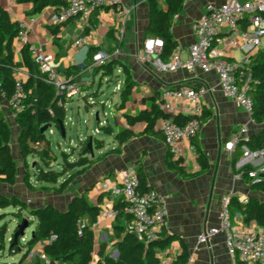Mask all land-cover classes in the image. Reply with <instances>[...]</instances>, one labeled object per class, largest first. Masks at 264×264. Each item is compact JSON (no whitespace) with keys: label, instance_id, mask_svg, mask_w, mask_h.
Returning a JSON list of instances; mask_svg holds the SVG:
<instances>
[{"label":"crops","instance_id":"obj_1","mask_svg":"<svg viewBox=\"0 0 264 264\" xmlns=\"http://www.w3.org/2000/svg\"><path fill=\"white\" fill-rule=\"evenodd\" d=\"M160 2L163 6V1ZM224 2L225 0H199L184 5L183 11L175 18L172 27L173 36L183 51L184 57H187L190 46L196 42L194 23L205 14L206 5H220ZM0 4L10 13L13 21H18L25 27L33 50L53 55L51 65L58 77L66 78V72L71 66L89 65V68L84 71L83 82L78 83L86 90L82 97L72 100L70 104L77 109L79 126L82 122L81 113L84 111L88 116L95 115L97 119V126L94 127L90 123V118L85 120L86 129L79 133L76 145L87 140L93 141L94 155L92 156L89 152L85 156L88 161H93V164L86 171L78 173L75 170L68 173L57 185L51 186L53 190L48 191L38 190L40 184L36 178L35 181L31 178L30 183L35 189H29L25 183L27 161L25 163L23 160L24 168L20 182L17 171V182L14 186L0 185L3 186V196L17 197L33 209L54 206L60 211H66L75 197L85 194L90 205L97 206L101 210L112 209L115 208L117 200H113L110 192L103 190V184L105 182L119 184L121 172L127 168H134L145 178L148 189L157 191L166 199L167 223L160 238L174 236L175 240L166 251L160 253L162 264H180L182 242L187 245L190 253L188 264H239L238 260L228 252L225 233L213 236L204 243H200L199 237L205 231L220 227V211L226 197L234 196L241 201L257 197L264 202V195L254 193L250 185L244 182L243 176L235 168L232 155L226 150L227 143L233 140L234 135L242 127L247 126L249 136H252L261 132L264 125L256 124L240 105L225 96L217 74H206L200 71L191 73L185 69L168 72L164 69L166 63L160 57H155L151 63H144L141 60L144 41L147 38L145 31L149 24V8L144 0H121L122 6L131 10V13L126 16L117 15L112 9L99 11L95 18L97 25L90 32H86L76 19H72L60 25L56 36L52 32V29L57 28L52 24V18L57 12L56 8L48 7L42 12L35 13L32 0H0ZM81 36L87 37V43L83 47L76 48L74 42ZM14 46L15 61L22 63L23 48L17 47L16 41ZM98 50L108 54L119 51L117 58L130 69L133 75L136 86L123 108H121L123 104L121 94L125 76L121 74H117L120 76V83L113 96L102 101L104 94L100 84L98 97H89L90 93L97 90L95 80L97 78L100 80V75L94 76L90 67L92 56ZM261 51H264V48ZM230 58L242 61L243 55L238 51H232ZM27 75V68L22 67L17 72L16 78L26 80ZM113 79L114 77L104 80V85L108 89V85L116 83V80L112 82ZM181 85L207 90L204 115L209 118L203 123L199 135L194 140L196 151L189 153L184 166L189 174L199 172L198 146L209 159L211 167L207 172L194 177H184L170 168L171 154L161 133V118L156 124V131L160 132L158 135L147 134V125L144 122L130 127L125 119L126 115L139 116L151 110L155 104L160 106L163 93L167 89ZM155 96L159 97L156 102L152 100ZM107 107H110L112 122L101 118L99 110H102L107 117ZM0 110L10 124L11 131L15 133L16 147L21 156L19 127L8 102L1 93ZM174 116H180L186 120L189 118L183 112ZM69 123L73 124V121L67 112L65 123L67 136ZM106 125H111L114 129L112 136L105 135L101 130V127ZM128 128L136 135L118 152L116 151L119 146L115 141L116 133ZM49 131L52 135L59 134L56 127ZM97 141H103L104 147L97 148L95 146ZM103 155L105 156L99 159ZM68 179H71L70 183L59 191ZM5 187L8 189L5 190ZM26 219L34 220L29 215ZM15 221L14 223L18 224ZM117 224V221H108L96 231V253L92 264H98L100 247L114 237V227ZM244 224L241 214L236 213V228L241 230ZM13 232L9 227L8 241L11 240ZM22 241L28 242L26 236ZM113 244V242L108 244L107 252L115 258L117 251ZM26 250V248L22 249L20 253H25ZM21 255L12 256L11 262L18 261ZM29 261L32 260L29 259ZM0 264L10 263L0 260Z\"/></svg>","mask_w":264,"mask_h":264},{"label":"trees","instance_id":"obj_2","mask_svg":"<svg viewBox=\"0 0 264 264\" xmlns=\"http://www.w3.org/2000/svg\"><path fill=\"white\" fill-rule=\"evenodd\" d=\"M23 1V0H21ZM34 2V12L39 13L48 7L56 8L57 12L68 5L69 0H32ZM149 8V24L146 28V39L155 38L164 42L165 46L160 54L163 62L167 63L176 48L179 47L177 40L172 33L173 23L184 8L185 0H144ZM111 9L109 7L106 8ZM101 10H95L92 13L90 23L85 28L86 32H90L96 25V15ZM72 20V19H71ZM70 21V20H69ZM52 29L54 36L59 33L60 25ZM22 25L18 21H13L10 13L0 4V93L5 97L10 105L15 93L16 75L20 68L25 67L28 70L27 79L24 80V88L26 97L23 99L21 106L23 110L18 112L13 106H9L10 111L15 114L16 123L19 127V147L23 160L27 161L29 157L38 158L35 163V178L40 184L38 190H53L51 186H55L68 173L75 170L82 173L93 164L85 157L89 154V140L80 143L78 148H72L71 152H61L62 161L59 162L58 157L54 154L51 143L46 134L41 133V128L47 124H53L60 134V124L66 123L67 112L64 106L60 105L61 97L58 94L57 87L48 82V74L42 73L39 65L34 61L31 55L30 46L22 49L23 62L15 61V40L21 31ZM242 28H246V23L242 24ZM100 51V50H98ZM97 52V51H96ZM89 65L71 66L66 72V79L70 84H78L83 82L84 71ZM117 68L123 70L125 83L122 88L121 108L132 94L136 82L130 69L122 63L118 58L111 59L103 66L93 67L94 76L100 75V84L105 79H111L115 75ZM250 68L252 71V90L251 95L254 99L255 113L253 120L256 124L264 125V51L258 52L251 60ZM91 88V86H89ZM82 92L86 89L81 88ZM99 95V88L90 93V98H96ZM154 102L159 100L158 96L152 99ZM173 118V120L184 125L187 120L180 116H172L164 112L159 105H154L151 110L141 113L139 116L126 115L125 119L129 126L132 127L137 123H146V133L158 135L156 124L160 118ZM209 117L203 115L204 123ZM103 133L107 136L114 134L111 125L101 127ZM61 135V134H60ZM135 133L130 129L118 131L115 141L118 143L116 151H120L121 147L129 142ZM12 131L6 121L2 111L0 110V185L14 186L17 182V163L11 149ZM95 146L103 148L104 142L97 141ZM247 146L251 151L264 150V128L258 134L252 135L249 141H240L236 151L232 155L234 164L242 157V148ZM198 158L197 162L200 167L199 172L189 174L182 160L174 161L171 156L170 168L179 172L184 177H194L207 172L210 167V161L204 152L197 146ZM76 156V159L73 158ZM105 155L100 156L99 159ZM58 162L60 170L55 169ZM27 166V175L25 178L26 186L29 189H35L30 183L31 173L29 164ZM250 167L243 173L244 182L250 185L254 193L264 195V181L253 183L248 172ZM141 190L148 191L145 178L138 172ZM68 179L61 187V191L70 183ZM126 203L118 200L115 209L119 211L117 225L114 227V237L106 244L100 247L98 253V264H162L160 253L166 251L172 242L174 236L158 238L147 244L140 241L135 235L127 232L126 226L131 218L124 213ZM0 209L7 211L14 209L11 213L0 215V253H6L14 256L20 253L19 245L24 237H20L17 245H14V237L18 231L15 228L12 238L8 241L9 224L5 221L6 217L12 216L21 222L24 215H29L34 220L29 221V226L36 224L35 236L31 238L18 261L10 264H92L96 253V232L92 228V224L97 220L101 209L92 206L86 199L85 194L75 197L68 210L60 211L54 206H46L44 208L33 209L29 205L17 197H6L0 195ZM230 213L232 223L235 225V214H241L245 223L251 221L257 222L264 226V202L257 197H251L246 201H241L237 197L230 198ZM82 234V236L80 235ZM163 233V231H162ZM161 233V234H162ZM113 242L115 250L118 252V258H114L112 254L107 252V246ZM43 244V253L48 259V263L42 262L39 258L29 261V255L36 245ZM182 254L180 264H188L190 253L187 245L182 242ZM239 264H242L238 261Z\"/></svg>","mask_w":264,"mask_h":264},{"label":"built area","instance_id":"obj_3","mask_svg":"<svg viewBox=\"0 0 264 264\" xmlns=\"http://www.w3.org/2000/svg\"><path fill=\"white\" fill-rule=\"evenodd\" d=\"M194 1L199 0H185V4ZM107 7L117 15L126 16L131 13V10L122 6L121 0H69L66 7L55 13L52 24L58 26L76 19L83 28H86L92 13ZM243 23H246L245 29L242 28ZM194 32L196 42L190 46L187 57H184L180 47L176 48L170 60L164 65L165 71L185 69L191 73L200 71L217 74L225 96L240 105L254 121L255 105L251 95L253 79L250 64L253 57L264 48V0H225L220 5L207 4L205 14L194 23ZM15 41L19 48L30 46L25 27L22 26ZM86 43L87 37L81 36L75 40L74 46L80 48ZM164 46L160 39H146L141 60L144 63H151L155 57L160 56ZM232 51L240 52L243 60L231 59ZM118 54L119 51L114 54L98 51L92 56L90 67L103 66L111 57L117 58ZM31 55L41 72L48 74V82L57 87L61 97L59 104L66 110L72 100L82 97L83 92L78 84H70L66 78L61 79L56 75L51 65L54 59L52 54L38 53L31 48ZM23 83L22 78H17L13 100L9 105L18 112L23 110L21 103L26 97ZM206 94V89L181 85L167 89L161 97L160 108L164 112L172 116L183 112L189 116L184 125L176 123L172 117L160 119L164 142L174 160H182L184 163L189 153L196 151L194 140L203 126ZM249 138V130L244 126L234 135L233 140L227 143L226 150L233 155L238 143L247 142ZM242 153V157L235 164L236 170L243 175L250 167L248 175L253 183L264 181V150L251 151L247 146H243ZM102 188L111 193L113 200H122L126 203L124 213L131 218L126 226L127 232L145 244L160 237L167 223L166 199L155 190L143 192L134 168H127L121 172L119 184L105 182ZM230 198L226 197L222 202L220 227L203 232L199 237L200 243L225 233L228 252L233 258L243 264H264V226L251 221L238 230L232 223ZM119 214L115 208L101 210L97 220L92 224L93 230L96 232L108 221L116 222ZM80 235L82 236L81 233ZM19 248L21 251V243ZM37 258L42 262H49L43 253V244L36 245L29 255L30 260Z\"/></svg>","mask_w":264,"mask_h":264},{"label":"rangeland","instance_id":"obj_4","mask_svg":"<svg viewBox=\"0 0 264 264\" xmlns=\"http://www.w3.org/2000/svg\"><path fill=\"white\" fill-rule=\"evenodd\" d=\"M115 74L116 75H114V79L112 80V82L114 80H116V83L111 85V86L108 85L109 89L106 87V85H104L105 82H103V84H102V88L101 89L103 90V94H104L103 97L101 98L102 101H105L107 97L114 95V91H115L117 85L120 83V81H119L120 76L117 75V74H121V76H124L123 71L120 68L116 69ZM99 85H100V80H99V78H97L95 80V86H96L97 89L99 88ZM97 100H98V98H97ZM97 102H99V101H97ZM106 111H107V117L104 116L102 110H99V112L101 113V118L103 120H105V121L108 119L109 121L112 122V116L110 114V112H111L110 107L109 108L107 107ZM67 112H68L69 117L73 121V124L69 123L67 139H63L61 137V135H59V134L52 135L50 133V131H48L46 133V136H47L48 140L51 143V148H52L54 154L58 157L59 162L62 161L61 152H63V151L71 152L72 148H78L79 145L78 146H76V145L78 144L79 133L83 132V130L86 129L85 120L87 118H90V123H91L92 127L97 126L96 116L95 115L94 116H88L85 111L81 113L82 114V122H81V125L79 126V123H78V120H77L78 119V112H77L76 107L73 104H70V103L68 104ZM71 142H72V144H71ZM11 149H12L13 155H14L16 163H17V171H18L19 182H20V178L22 177L21 173H22V170L24 168V166H23L24 164H23L22 156H20V153L18 154V150H17V147H16V141H15V133L14 132H12ZM73 159H76V158H73ZM37 161H39V159L35 158V157H29L27 159V163L29 164V167H30L29 169H30V172H31L32 181H35V173L36 172H35V169H34V167H35L34 165H35V163ZM55 169L60 170L58 162L55 164ZM4 189L7 190L8 188L5 187ZM0 195H3V186H0ZM14 211H16V210L9 209L7 211H3V209H0V215H3L4 213H11V212H14ZM26 217H27V215H24L23 219H26ZM27 220L29 221V219H27ZM5 221L9 224V227L11 228L12 231H14L15 228L17 227V225L19 224L18 220H16L18 222V224L14 223L15 220L12 218V216L6 217ZM21 222H22V220H21ZM35 226H36V224L34 223L33 225H31L27 229L26 234H25V236L27 238V241H29L32 238V232L35 229ZM25 244H27V243H24L23 241H21L22 249H25V246H26ZM19 254H22V253H19ZM3 256H4V258H3ZM11 258H12V256H10L8 254V252H6L4 254L0 253V260L1 261H4L6 263H11Z\"/></svg>","mask_w":264,"mask_h":264},{"label":"water","instance_id":"obj_5","mask_svg":"<svg viewBox=\"0 0 264 264\" xmlns=\"http://www.w3.org/2000/svg\"><path fill=\"white\" fill-rule=\"evenodd\" d=\"M99 121V118H98ZM55 127L53 124H47L41 128V133L45 135L50 129ZM60 134L63 139H67V127L65 123L60 124ZM89 152L93 156L94 155V150H93V141H89ZM71 204V203H70ZM18 231L15 234L14 237V245H17L19 242L20 237H25L27 229L30 227L29 226V221L27 219H23L21 223L17 225ZM35 236V233H32V238ZM119 254L118 252L116 253L115 258H118Z\"/></svg>","mask_w":264,"mask_h":264}]
</instances>
